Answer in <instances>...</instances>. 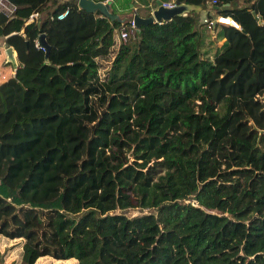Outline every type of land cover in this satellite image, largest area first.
I'll return each mask as SVG.
<instances>
[{"label":"trees","instance_id":"obj_1","mask_svg":"<svg viewBox=\"0 0 264 264\" xmlns=\"http://www.w3.org/2000/svg\"><path fill=\"white\" fill-rule=\"evenodd\" d=\"M6 1L0 237L18 264H264V0H174L240 27L215 25L211 59L195 12L123 42L130 20L79 0Z\"/></svg>","mask_w":264,"mask_h":264},{"label":"water","instance_id":"obj_2","mask_svg":"<svg viewBox=\"0 0 264 264\" xmlns=\"http://www.w3.org/2000/svg\"><path fill=\"white\" fill-rule=\"evenodd\" d=\"M226 6L222 8L223 12L231 10V8H229L228 6L226 7ZM78 7L79 9L85 10L89 13H94L96 11H99L102 15L110 17L111 19H114L108 14L109 6L103 3H100V2L97 3L94 1L79 0ZM7 8L9 11H6L1 8H0V11L3 12L5 15L10 16L11 13L14 11V6L11 5L10 3H7ZM199 9H200L199 6L187 5L185 3H179V2H177L176 5L172 8H166L163 6L162 2L157 1L156 8L152 11L151 16L149 18H142L140 16L135 15L133 17V21L135 23L136 29H138L143 25L167 22L179 16L186 17L191 12H195L197 14L199 12ZM253 15H256V13H253ZM37 44L40 48L45 50V59H47L50 48L46 42L45 35H40L38 37ZM6 54H7V62L12 63L14 71H15L17 68V64H16V59L13 54V50L11 48H7ZM262 133H264V131H262Z\"/></svg>","mask_w":264,"mask_h":264},{"label":"crops","instance_id":"obj_3","mask_svg":"<svg viewBox=\"0 0 264 264\" xmlns=\"http://www.w3.org/2000/svg\"><path fill=\"white\" fill-rule=\"evenodd\" d=\"M68 0H60V2H65ZM95 2H100V3H104L105 0H94ZM156 1H160L162 3H171L174 0H110V3L108 4L109 6V11L108 14L114 18V19H119L121 21H125V20H131L135 15L140 16L142 18H145L146 15L152 13V11L156 8L153 6V4H156ZM146 3V4H145ZM148 4V5H147ZM237 6L242 7L240 5H244L242 4V1H240L239 3H236ZM229 8H231L229 5H227ZM226 6V7H227ZM216 10L217 7H213V6H208L205 10H203L201 7L199 9V12L197 13L198 15L200 14L201 17H199L200 20V29L204 35V41L207 38V35L205 34V31L209 32V34L212 36L211 39H215L218 40V43L220 47L223 44V39L220 37V33L218 35V29L216 31L215 27H213L212 30H208L206 25H204L202 23V21L204 19L207 18H211V17H215L216 14ZM227 22L230 23V21L228 20ZM216 36H218V38H216ZM213 47V46H212ZM211 47V48H212ZM0 50L3 51V56L5 58L4 60V64H6L7 66L5 68H12V72H11V76L14 75L13 72L14 68L11 62H7V54H6V50L7 47L5 46L4 40L0 39ZM14 54V52H13ZM2 56H0L1 58ZM15 57V54H14ZM16 59V58H15ZM3 61V60H2ZM17 64V61H16ZM4 69L0 68V73L3 71ZM4 75V74H3ZM4 79V77H2Z\"/></svg>","mask_w":264,"mask_h":264},{"label":"rangeland","instance_id":"obj_4","mask_svg":"<svg viewBox=\"0 0 264 264\" xmlns=\"http://www.w3.org/2000/svg\"><path fill=\"white\" fill-rule=\"evenodd\" d=\"M199 17H201L200 14L198 15V19ZM216 30L217 29L215 28L214 31ZM217 31L219 35L220 28ZM205 34L207 35V38L205 41L203 40L204 45L201 50H202V53L206 54V56L211 59L215 52V49L217 48V46L218 48H220L219 47L220 45L216 44L218 43V40L211 39L212 36L209 34L208 31L207 32L205 31ZM216 38H218V36H216ZM3 64L4 62L1 64L0 68L2 67ZM12 71L13 70L10 67L9 70L5 72V75H7L9 72H12ZM145 213H146L145 211L130 210V211L125 212L124 214L131 218L135 216H141ZM20 259H21V241L19 240L7 241L0 237V264H18ZM35 264H75V263L74 262L60 263L50 258H42L38 260Z\"/></svg>","mask_w":264,"mask_h":264},{"label":"built area","instance_id":"obj_5","mask_svg":"<svg viewBox=\"0 0 264 264\" xmlns=\"http://www.w3.org/2000/svg\"><path fill=\"white\" fill-rule=\"evenodd\" d=\"M7 3L8 2L6 0H0V8L1 9H4L6 11H9L8 8H7ZM109 3H110V0H105V2H104L105 5H108ZM175 5H176V2L175 1H172L171 3H163V6L166 7V8H172ZM212 5L216 6L217 5L216 1H213L212 2ZM67 14H68V11H65L60 16H58V19L59 20L63 19ZM36 18H37V15H32L31 16V20L32 19H36ZM228 20L230 21V23L227 22ZM202 23L204 25H206V27H207L208 30H212L213 27H215L216 24H226V23H228L227 25H231V26H233L236 29H240V27L232 19L225 18V17L219 16V15H216L215 17H211V18L204 19L202 21ZM135 29H136V26H135V23H134L133 18H132L130 20L129 25L126 26L125 28H122L119 31L120 39L123 42H126L130 38V36L133 35Z\"/></svg>","mask_w":264,"mask_h":264},{"label":"clouds","instance_id":"obj_6","mask_svg":"<svg viewBox=\"0 0 264 264\" xmlns=\"http://www.w3.org/2000/svg\"><path fill=\"white\" fill-rule=\"evenodd\" d=\"M104 4V3H103ZM231 19V18H230ZM228 24V23H227ZM227 24H225V25H227Z\"/></svg>","mask_w":264,"mask_h":264}]
</instances>
